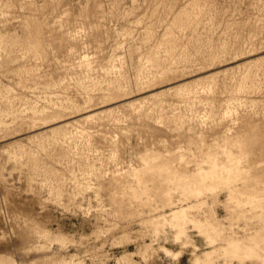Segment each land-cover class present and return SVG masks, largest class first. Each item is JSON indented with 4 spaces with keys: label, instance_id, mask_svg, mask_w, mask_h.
Listing matches in <instances>:
<instances>
[{
    "label": "rangeland",
    "instance_id": "1",
    "mask_svg": "<svg viewBox=\"0 0 264 264\" xmlns=\"http://www.w3.org/2000/svg\"><path fill=\"white\" fill-rule=\"evenodd\" d=\"M0 264H264V0H0Z\"/></svg>",
    "mask_w": 264,
    "mask_h": 264
}]
</instances>
